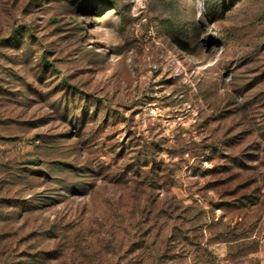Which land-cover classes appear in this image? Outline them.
<instances>
[{
	"label": "rangeland",
	"instance_id": "rangeland-1",
	"mask_svg": "<svg viewBox=\"0 0 264 264\" xmlns=\"http://www.w3.org/2000/svg\"><path fill=\"white\" fill-rule=\"evenodd\" d=\"M214 1L0 0L1 249L124 264L164 198L264 264V0Z\"/></svg>",
	"mask_w": 264,
	"mask_h": 264
},
{
	"label": "trees",
	"instance_id": "trees-1",
	"mask_svg": "<svg viewBox=\"0 0 264 264\" xmlns=\"http://www.w3.org/2000/svg\"><path fill=\"white\" fill-rule=\"evenodd\" d=\"M228 0H215L210 7L213 13L220 11L227 7ZM153 146L148 147L144 151L146 166L149 161L148 155L151 154ZM140 167V166H139ZM152 167L150 172H154ZM157 177L164 173V169L156 170ZM161 172V174H159ZM153 177V176H152ZM163 179V177H161ZM154 181V180H153ZM152 183V182H151ZM160 202H157L159 201ZM168 199L151 198V206L154 208L150 214L154 213V225L151 230H147V241L153 239V230H156L155 238L152 242H147V248L153 250V254H127L124 264H216L218 255L215 253L211 245L217 242H230L228 246V254L224 258L223 264H263L260 258L253 257L252 253L256 252L253 242H245V236L235 232L234 227H229L227 230L217 232L215 237L206 238L205 230L217 222L212 219L211 224L207 229L206 217L203 215L204 210L197 206L182 205L180 203L173 204L167 201ZM156 201V202H155ZM33 202V201H32ZM32 202H27L25 199L14 201L15 211H17V218L21 215L25 207L34 205ZM6 202L0 200V221L6 220L5 211L3 207ZM159 208V210H156ZM35 209V207L33 208ZM26 211H24L25 213ZM3 213V215H2ZM2 219V220H1ZM21 219V218H20ZM210 229V228H209ZM145 234V237H146ZM144 237V236H143ZM206 239V240H205ZM3 240V239H2ZM141 240L133 245L131 253L143 248L146 242ZM0 242H2L0 240ZM232 243V244H231ZM13 248V246H11ZM14 249V248H13ZM3 250L0 244V255H2V264H10L9 254L18 259L15 264H46L51 260L59 257L55 251L45 252L43 254H33L31 252L19 253L16 250ZM5 254V255H4Z\"/></svg>",
	"mask_w": 264,
	"mask_h": 264
}]
</instances>
